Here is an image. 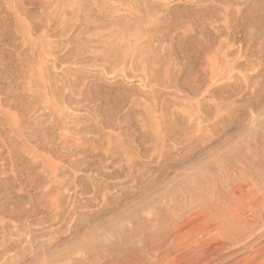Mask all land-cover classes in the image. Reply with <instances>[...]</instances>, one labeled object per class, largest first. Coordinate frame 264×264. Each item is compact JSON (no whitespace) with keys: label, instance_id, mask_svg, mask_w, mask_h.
I'll use <instances>...</instances> for the list:
<instances>
[{"label":"rangeland","instance_id":"374dc122","mask_svg":"<svg viewBox=\"0 0 264 264\" xmlns=\"http://www.w3.org/2000/svg\"><path fill=\"white\" fill-rule=\"evenodd\" d=\"M0 264H264V0H0Z\"/></svg>","mask_w":264,"mask_h":264},{"label":"bare ground","instance_id":"6f19581e","mask_svg":"<svg viewBox=\"0 0 264 264\" xmlns=\"http://www.w3.org/2000/svg\"><path fill=\"white\" fill-rule=\"evenodd\" d=\"M51 196V195H50Z\"/></svg>","mask_w":264,"mask_h":264}]
</instances>
